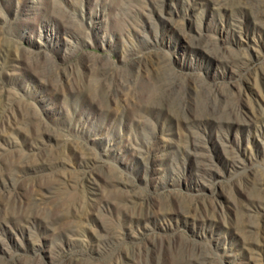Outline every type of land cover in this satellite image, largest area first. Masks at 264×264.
<instances>
[{
    "label": "rangeland",
    "instance_id": "374dc122",
    "mask_svg": "<svg viewBox=\"0 0 264 264\" xmlns=\"http://www.w3.org/2000/svg\"><path fill=\"white\" fill-rule=\"evenodd\" d=\"M0 264H264V0H0Z\"/></svg>",
    "mask_w": 264,
    "mask_h": 264
}]
</instances>
